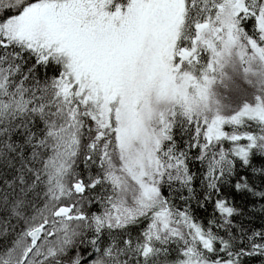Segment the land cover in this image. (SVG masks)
Masks as SVG:
<instances>
[{"label":"snow or ice","instance_id":"6c2138e0","mask_svg":"<svg viewBox=\"0 0 264 264\" xmlns=\"http://www.w3.org/2000/svg\"><path fill=\"white\" fill-rule=\"evenodd\" d=\"M0 264H264V0H0Z\"/></svg>","mask_w":264,"mask_h":264}]
</instances>
